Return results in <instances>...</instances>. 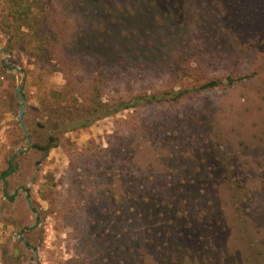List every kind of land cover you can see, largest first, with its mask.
Here are the masks:
<instances>
[{"label": "rangeland", "instance_id": "374dc122", "mask_svg": "<svg viewBox=\"0 0 264 264\" xmlns=\"http://www.w3.org/2000/svg\"><path fill=\"white\" fill-rule=\"evenodd\" d=\"M26 1L17 30L0 0V264H264V0Z\"/></svg>", "mask_w": 264, "mask_h": 264}, {"label": "trees", "instance_id": "16d2710c", "mask_svg": "<svg viewBox=\"0 0 264 264\" xmlns=\"http://www.w3.org/2000/svg\"><path fill=\"white\" fill-rule=\"evenodd\" d=\"M30 8H31V6H30V4L27 3L26 0H12V2L9 3V6L7 8V17H10L11 22L17 25L15 27V28H17V30H20L22 27H28L27 21L29 20V17L32 14ZM0 27L4 33H9L13 29V27L10 24H8L7 21H2L0 23ZM219 85H220V82L211 81V82L205 84L204 86H202L201 89H211V88H215ZM181 95H183V91L176 93L175 97H181ZM162 98H163V95L158 96V97H145L147 103H152L153 101H163ZM129 106L130 105L127 103H122V104H118V105L114 106V108H111V109L107 108L105 105L100 106V108H98V109H99V111H104V113H107V115L108 114L110 115L112 113H117L121 110L128 109ZM95 111H97L96 108H95ZM80 121H82V120H80ZM76 125H79V124H76ZM12 170H13V167L9 164L8 169L1 173L0 177L4 181V185L6 184V182H5L6 177L10 175ZM9 199L12 200L13 198L10 197Z\"/></svg>", "mask_w": 264, "mask_h": 264}, {"label": "water", "instance_id": "95a60500", "mask_svg": "<svg viewBox=\"0 0 264 264\" xmlns=\"http://www.w3.org/2000/svg\"><path fill=\"white\" fill-rule=\"evenodd\" d=\"M0 53H4V50L0 49ZM15 94L20 102V106H19V114H18V117H17V121L19 122V125H20V128L26 138V141L28 144H30V141H29V138L27 136V133H26V129L24 128V125H23V115H24V109H25V100L24 98L22 97V94L19 90V88H16L15 89Z\"/></svg>", "mask_w": 264, "mask_h": 264}, {"label": "flooded vegetation", "instance_id": "af4514ba", "mask_svg": "<svg viewBox=\"0 0 264 264\" xmlns=\"http://www.w3.org/2000/svg\"><path fill=\"white\" fill-rule=\"evenodd\" d=\"M25 128V127H24ZM23 133V132H22ZM24 135V134H23ZM25 137V136H24ZM25 140H26V138H25ZM30 141V140H29ZM27 142V141H26ZM28 144V143H27ZM28 146H30V144H28ZM32 147V146H31ZM19 153V151H17L16 152V154H18Z\"/></svg>", "mask_w": 264, "mask_h": 264}]
</instances>
